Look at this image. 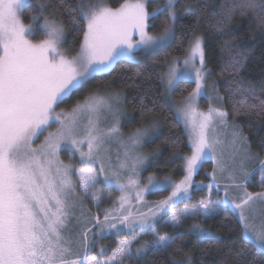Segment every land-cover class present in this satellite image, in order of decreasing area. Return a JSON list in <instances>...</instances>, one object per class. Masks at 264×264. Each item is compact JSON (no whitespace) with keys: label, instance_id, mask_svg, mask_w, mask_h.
<instances>
[{"label":"snow or ice","instance_id":"snow-or-ice-1","mask_svg":"<svg viewBox=\"0 0 264 264\" xmlns=\"http://www.w3.org/2000/svg\"><path fill=\"white\" fill-rule=\"evenodd\" d=\"M23 3L24 0H0V264H115L118 259L120 264H124V258L130 254L129 245L136 237L121 240L107 260L88 254L90 229L83 230L80 244L82 254L81 251L73 252L71 239H65L63 230L70 215L69 209L75 206L73 195L76 188L71 179L73 165L65 164L59 158L60 151L71 145L82 162L88 165L101 162L99 172L91 166L75 170L82 191L88 193L94 189L98 176L104 172L101 157L104 145L120 132L118 116L114 114L112 126L100 128L98 118L101 109L107 108L111 112L113 106L96 95L86 97L83 102L78 101L67 112H56V108L78 91L90 76L107 71L117 57L131 53L133 48L166 47L174 38V21L177 19L175 0H167L168 20L161 33L155 36L149 35L146 29L149 27L148 21L155 20L161 11L160 6L149 12L146 0L135 3L125 0L116 8L94 0H80L78 15L83 20L82 39L79 52L71 58L61 50L65 36L63 21L55 16H45L47 8L39 0L30 20H43L40 25L43 38L38 42L30 39L34 35V25H26L21 19ZM253 7L249 0L241 11ZM133 33L140 37L135 43ZM77 35L80 36L81 32L77 31ZM197 58L199 68H195ZM183 64L184 72L178 73L175 67L169 69L167 85L172 90L180 81L190 80L189 66L195 68V88L184 98L183 107L178 109L186 124L194 127L195 136L190 137L192 154L185 157L184 179L174 185L167 199L158 202L157 209L171 208L181 195H188L194 183L193 173L202 161L211 159L217 165L210 174V189L213 184L219 189L216 173L218 169L221 172L224 170L216 155L220 141L211 133L215 132L217 121L228 126L229 113L213 107L207 113H198L195 108L196 97L205 95V52L201 37H194ZM261 104L264 106V100ZM254 108L255 105L242 103L240 108L235 109V114H241V109L250 111ZM196 116L201 118L198 124L194 121ZM85 117L87 124L81 128V121ZM52 123L58 125L56 131L48 132L44 141L34 147L35 140L48 131ZM232 127V143H244L246 138L240 135L239 128L235 124ZM147 134V129H137L129 140L135 145ZM85 143L86 152L82 147ZM129 159L133 160V171L136 164L142 163L141 157ZM248 162H251V167H246ZM257 166L261 173V185L264 186V159L245 150L239 165L229 173L232 184L225 185L222 203H230L239 213L241 239L245 241V248L241 251L247 252V245H251L264 256V219L257 224L256 217L248 211L256 201L264 204V191L252 193L247 190ZM136 183L129 180V184ZM120 187L123 190L125 186ZM230 188L238 189V194L231 196ZM142 191L137 193L138 199L142 198ZM210 197L211 193L208 199L200 201L192 209H185L184 214L199 215L202 211L205 216L211 215L216 209L212 207ZM92 198L97 199L95 195ZM127 201V195L120 197L121 210ZM155 214L150 210L149 214H140L136 218L131 212L125 215L123 211L117 214L115 209H106L103 221L98 217L94 219L102 234L120 225L131 228L133 223L146 224L149 216ZM172 221L179 224L181 217L173 212ZM194 227L199 228L198 225ZM200 231L207 235L202 229ZM153 243L157 249H166L170 246L171 238L160 235ZM104 251L100 249L101 253ZM73 256L75 258H71Z\"/></svg>","mask_w":264,"mask_h":264},{"label":"trees","instance_id":"trees-1","mask_svg":"<svg viewBox=\"0 0 264 264\" xmlns=\"http://www.w3.org/2000/svg\"><path fill=\"white\" fill-rule=\"evenodd\" d=\"M20 16L27 25H34L33 40L43 38L40 25L43 20L31 21L30 17L38 7V0H27ZM99 0H94L98 2ZM125 0H108L111 7H117ZM87 2V0H85ZM249 0H177L175 9L178 17L174 27V38L164 48L152 52H140L135 61H118L107 73L95 74L75 91L57 109L69 111L76 103L96 94H117L123 98L126 119L122 129L129 134L137 129L157 126L158 134L145 146L154 155L146 173L158 178L172 175L175 179L182 175V159L190 154L186 134L172 109L164 101L162 76L168 61L186 55L191 39L203 37L205 69L207 78L214 83L221 96L224 110L229 119L247 139L250 149L264 158V0H251L252 9L241 11ZM47 11L45 16H55L65 25V47L71 55L80 50L83 20L78 15L80 0H39ZM157 3L149 1L151 12ZM168 11L163 9L155 20H149L148 31L160 33L166 26ZM77 31L81 35H77ZM194 88V84L180 81L174 98L184 99ZM250 93V94H249ZM255 105L250 111L235 109L241 104ZM211 170V163H204L197 180H207L205 172ZM249 189L264 191L260 181ZM167 191H157L149 197L160 200ZM206 199V192H194L186 203H198ZM153 200V201H154ZM196 222V223H195ZM198 225L209 232L208 237H200L190 229ZM157 236L171 238L170 246L157 249L149 246L141 256L130 264H264L261 256L251 245L245 248L241 239L242 227L227 208H219L205 218L187 219L178 226L159 223ZM149 239V236L146 238ZM240 253V255H237Z\"/></svg>","mask_w":264,"mask_h":264},{"label":"rangeland","instance_id":"rangeland-1","mask_svg":"<svg viewBox=\"0 0 264 264\" xmlns=\"http://www.w3.org/2000/svg\"><path fill=\"white\" fill-rule=\"evenodd\" d=\"M149 1H153L157 3V5H155V8L160 6L161 10L166 9L168 11L167 0H146L147 10H148ZM176 1L177 0H175V3ZM98 2H102L106 6L111 7L110 4L108 3V0H99ZM127 2L135 3L137 2V0H127ZM27 4H29V2L27 0H24L23 5L21 6V11ZM119 5L117 7H119ZM177 17H178V13H177ZM176 20L174 21V27ZM146 31L148 32L149 35H153V36L161 33V32L156 34L151 33L148 31V28L146 29ZM196 36L201 37L202 47H203V37L201 35H196ZM194 37L191 39L189 43L186 55L182 58L171 59L170 61H168L165 67L164 74L162 76L164 101L174 112L177 120L179 121L180 125L183 127V130L188 140V144L191 152L187 156H190L192 154V142L190 137L194 138L195 136L194 127L193 125L186 124L184 118L178 112V109L183 107L182 102L184 99L177 100L174 98V92L176 87H174L172 90H169L167 85V74L169 72V69L172 67H175L178 73L184 72L186 70L185 65L183 64V60L186 58L188 52L190 51V44L194 39ZM30 39L33 40V36H31ZM139 39H140L139 35L133 33L132 35L133 42L135 43ZM33 42H38V41L33 40ZM64 44H65V36L61 45V50L67 53L68 58H71L73 55H71L68 52ZM159 49L162 48L146 49L144 46L133 48L131 53L117 57L107 71L94 73L93 75L109 72L114 67V65L120 60H125L130 62L135 61L137 59V54L140 52H152ZM174 61H179V63L174 64L173 63ZM199 67H200V63H199V59L197 58L195 62V68H199ZM195 68H191V66H189V69L191 70V79L182 80L193 83L194 88H195ZM204 72H205V95L196 97L195 99L196 111L198 113L199 112L207 113L210 107L220 108L224 110L221 96L217 93L218 90L215 88L214 83H211L210 80L207 78V71L205 67H204ZM96 96L103 97L108 104L113 106L111 112L107 108L101 109L98 118L99 127L102 129H106L112 126V124L115 122V118H114V114H115L116 116H118L119 119L118 126L120 132L115 137L106 141L104 145V149L101 154L104 172L102 175L98 176L96 187L94 189H90L88 193H84L80 188L79 176L76 174L75 170L82 167L91 166L94 168V170L99 172L101 168V162L98 161L94 165H88L85 162H82L79 153L76 152L75 149L71 147V145L65 146L59 153V158L62 161H64L65 164L71 163L73 165V172L71 175V179L74 182V186L76 188V192L73 195V201L75 203V206L69 209L70 215L68 221L66 222V227L63 230V235L65 239H71L72 241L71 247L73 252L81 251L80 244L83 240L84 228L90 229V231L88 232L89 249H90L88 254L90 256H95L97 257V259L100 260L110 259L121 240L131 239L132 237H136V239L132 241V244L129 245L130 254L124 258V264H130L131 261L141 256L143 252L149 247L147 246V244L149 245L151 244V246L153 247L155 246L153 242L157 239L158 236L156 234V231H155V235H153V228L156 230V227L159 223L162 224L167 223L173 226H178L187 219L198 218L199 216L203 218L210 216V215L207 216L203 215L202 211L201 214L199 215L184 214L185 209L190 210L194 205L199 204V202L191 203L189 205H186L185 203L194 196V192L205 191L206 199L209 198V193H211L210 198L213 201L212 207L215 208L216 211L219 208H227L233 214H235L237 219L239 220V213L233 209L231 204L222 203V201L224 200V187L225 185L232 184V180L229 179V173L233 170L234 167L239 165L241 158L244 156L245 150H247L248 154L250 155L256 156L257 154L250 149L247 139L244 143H236L235 145L232 143V139H233L232 125L234 124V122H232L229 119V116L227 117L228 126H223L217 121L215 122L214 125L215 132L211 133L212 135H214L216 139L220 141L219 145L217 146L216 155L220 166L224 170L223 172H221L218 169L216 173L218 177L217 183L220 185L219 189H217L216 184H213L211 189L208 187L209 181L211 180L210 174L212 173L213 168L217 167V165L214 164L213 160L207 159L202 161L201 166L197 169L196 172L193 173L192 180L194 183L192 187L189 188L188 195L186 196L181 195L179 199L175 200L171 208L165 207L163 209H157L156 206L158 202L167 199L174 190V185L184 179V176L186 175L185 157L187 156L183 157L182 159V166H181L182 175L177 179H175L172 175L158 178L154 174L146 173L150 164H152L154 160V155L146 151L145 146L148 142H150L154 138L155 135L158 134L157 126L156 127L149 126L146 128H142V129H147L148 134L144 136L138 144L133 145L131 144L129 137L132 136V134H134L135 131L126 134L122 129L123 121L126 119V113L124 111L122 104L123 98L117 94H111V93L96 94ZM57 108H56V112L62 111L61 109H57ZM200 119L201 118L198 116L194 117L195 123L198 124ZM86 124H87V118L85 117L81 121V128H83ZM57 126L58 125L56 123H52V126L48 128V131L41 134L39 138L35 140V144L33 146L35 147L40 145L44 141L45 137L48 135V132H55ZM240 135L245 137L241 131H240ZM82 147L83 150L86 152L87 144L85 143ZM129 157L142 158V163H138L135 165V171H133V160L129 159ZM259 158L264 159L263 157L260 156ZM207 162L211 163V170L205 172V177L207 180L205 179L197 180L196 176L201 170L203 164ZM122 164H124L125 166L121 167ZM251 166H252L251 162H248L246 164V167H251ZM130 179L135 180L137 183L129 184ZM257 180L261 181V173L258 170V166L254 175L251 177L249 183L247 184V190L249 192L256 193L251 191L249 187ZM120 185L125 186L123 190L121 189ZM141 190H143L141 193L142 198L138 199L137 193L141 192ZM157 191H167L168 193L166 197L160 200H154L149 197L151 194ZM229 192L231 196H236L239 190L235 188H230ZM93 195L97 197L96 200H93L92 198ZM122 195L128 196V201L127 203H125L123 210L120 209V197ZM106 209L107 210L115 209L117 210V214L120 211H123V214L125 215L128 214V212H131L132 216L136 218H138L140 214H149L150 210L151 212H155L156 214L155 216H149L148 222L146 224L141 225L138 222L133 223L131 228H125L123 225H120L116 229H111L101 234L99 228L95 225L94 218L98 217L101 221H103L104 212ZM248 211L251 215L256 217L255 223L259 224L260 221L264 219V204H261L259 201H256ZM173 212H175L178 216L181 217V222L179 224H176L172 221ZM194 226L196 225H193L192 228L190 229L192 233H195L200 237H208L210 235L209 232L203 230V228L200 227L196 228ZM201 229L207 235L202 234V232L200 231ZM148 236L149 239H146ZM101 248L105 249L103 253L100 252ZM138 248L140 249L139 252L137 251ZM71 258H75V257L73 256ZM115 264H120L119 259L115 261Z\"/></svg>","mask_w":264,"mask_h":264}]
</instances>
